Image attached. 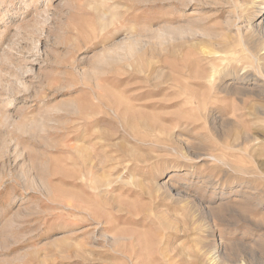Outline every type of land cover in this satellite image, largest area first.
<instances>
[{
	"label": "rangeland",
	"instance_id": "374dc122",
	"mask_svg": "<svg viewBox=\"0 0 264 264\" xmlns=\"http://www.w3.org/2000/svg\"><path fill=\"white\" fill-rule=\"evenodd\" d=\"M256 19L264 0H0V264H264Z\"/></svg>",
	"mask_w": 264,
	"mask_h": 264
},
{
	"label": "bare ground",
	"instance_id": "6f19581e",
	"mask_svg": "<svg viewBox=\"0 0 264 264\" xmlns=\"http://www.w3.org/2000/svg\"><path fill=\"white\" fill-rule=\"evenodd\" d=\"M258 11V10H257ZM261 11L255 16L256 18H259L260 15H261ZM255 19V18H253ZM264 28V22L262 21H259V19H256V20H253L251 22V26H250V29L251 31L253 32H259L261 29ZM264 30V29H263ZM132 45V44H131ZM133 48V47H132ZM177 185V184H176ZM175 184H171V185H168L167 187L164 188V190L168 193V194H171L172 193V190L176 187ZM178 186V185H177ZM175 194V193H174ZM184 230V229H183ZM174 238V237H173ZM183 248V247H182ZM176 250V249H175ZM163 252V251H162ZM183 253V252H182ZM190 253V252H189ZM194 253V252H193ZM192 254V253H191ZM165 255V254H164ZM188 255V254H187ZM189 258V257H188ZM192 258V257H191ZM135 259V258H134ZM163 259V257H162ZM190 259V258H189ZM208 259V258H207ZM164 260V259H163ZM196 260V259H195ZM211 260V259H210ZM216 260V259H215ZM165 261V260H164ZM202 261V260H201ZM200 262V261H199ZM165 263V262H164ZM213 263V262H212ZM133 264V263H132ZM179 264V263H178ZM202 264V263H201Z\"/></svg>",
	"mask_w": 264,
	"mask_h": 264
}]
</instances>
